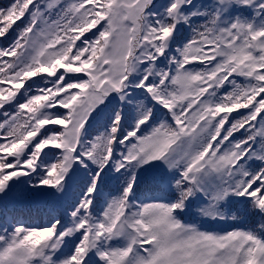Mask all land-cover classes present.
Returning <instances> with one entry per match:
<instances>
[{
	"label": "snow or ice",
	"instance_id": "6c2138e0",
	"mask_svg": "<svg viewBox=\"0 0 264 264\" xmlns=\"http://www.w3.org/2000/svg\"><path fill=\"white\" fill-rule=\"evenodd\" d=\"M0 40V201L75 192L0 264H264V0H9Z\"/></svg>",
	"mask_w": 264,
	"mask_h": 264
},
{
	"label": "rangeland",
	"instance_id": "374dc122",
	"mask_svg": "<svg viewBox=\"0 0 264 264\" xmlns=\"http://www.w3.org/2000/svg\"><path fill=\"white\" fill-rule=\"evenodd\" d=\"M9 0H0V5L7 4ZM19 23V22H17ZM8 40H0V46L7 44ZM95 132V129L92 130ZM115 184H110L108 187H114ZM50 201V199L42 198V197H30V196H19V197H9L7 200L0 201V212H2L3 217L6 215H13L19 212L21 207L30 206H39L43 205V203ZM55 204L57 201L52 200ZM62 202V201H61ZM31 215V213H27ZM4 223H8L7 221H3ZM214 229V228H213Z\"/></svg>",
	"mask_w": 264,
	"mask_h": 264
},
{
	"label": "trees",
	"instance_id": "16d2710c",
	"mask_svg": "<svg viewBox=\"0 0 264 264\" xmlns=\"http://www.w3.org/2000/svg\"><path fill=\"white\" fill-rule=\"evenodd\" d=\"M32 220V219H31ZM50 222V221H49ZM49 222H46V223H44V224H47V223H49ZM44 224H42V225H44ZM41 224L39 223V226H40ZM38 226V223H36V222H34L33 223V225H32V227H37Z\"/></svg>",
	"mask_w": 264,
	"mask_h": 264
}]
</instances>
